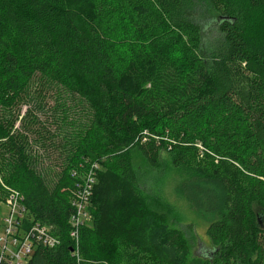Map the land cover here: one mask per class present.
<instances>
[{
    "label": "trees",
    "instance_id": "1",
    "mask_svg": "<svg viewBox=\"0 0 264 264\" xmlns=\"http://www.w3.org/2000/svg\"><path fill=\"white\" fill-rule=\"evenodd\" d=\"M197 1L0 0V203L18 196L23 230L60 242L26 264H264V39L248 14L264 0H205L213 45ZM136 155L163 172L160 193L175 173L170 191L206 223L208 257Z\"/></svg>",
    "mask_w": 264,
    "mask_h": 264
},
{
    "label": "rangeland",
    "instance_id": "2",
    "mask_svg": "<svg viewBox=\"0 0 264 264\" xmlns=\"http://www.w3.org/2000/svg\"><path fill=\"white\" fill-rule=\"evenodd\" d=\"M242 4H246V0H238ZM199 4L197 10L193 14V20L200 24L203 30L204 41L207 45L211 43L215 44L218 40V32L215 30L214 23L215 15L210 11L205 0H198L196 4ZM250 9V8H249ZM248 10V9H247ZM251 10V9H250ZM259 12L249 11V23L250 33L256 38L264 39V10L261 14ZM215 38V40H214ZM47 105L53 106V101L49 100ZM27 107H23L22 115L26 112ZM42 115V113L40 114ZM135 167L141 168L143 175L147 178V184L150 185V189L158 196L162 198L166 211L168 213V219L171 223L177 224V227L189 238L192 245V253L194 256L208 257L211 254V245L208 237L206 236V223L202 218L193 214L185 202L179 199L177 196L173 195L170 191V184H173L175 179V173L169 172L165 178L167 190L164 192L159 191V189L154 184L157 176L163 172H152L148 169L147 165L141 160V157L136 155L134 159ZM163 171V170H162ZM158 192L160 194H158ZM9 214V209L7 205L0 203V224L4 225V220Z\"/></svg>",
    "mask_w": 264,
    "mask_h": 264
},
{
    "label": "built area",
    "instance_id": "3",
    "mask_svg": "<svg viewBox=\"0 0 264 264\" xmlns=\"http://www.w3.org/2000/svg\"><path fill=\"white\" fill-rule=\"evenodd\" d=\"M96 166H92L87 178L86 186L82 187L80 195L73 201V214L71 222V238H77L78 229L82 227L88 219L87 198L91 194L94 185ZM83 193V194H82ZM9 209V214L4 220L3 232L0 235V264H23L31 257L38 245H43L48 249H54L60 244L59 240L52 236L47 227L38 224L31 225L26 231L23 230L25 208L20 204L18 196L10 197L5 203Z\"/></svg>",
    "mask_w": 264,
    "mask_h": 264
}]
</instances>
